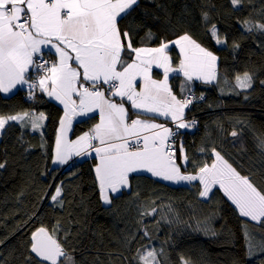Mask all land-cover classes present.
I'll return each mask as SVG.
<instances>
[{"label": "snow or ice", "instance_id": "1", "mask_svg": "<svg viewBox=\"0 0 264 264\" xmlns=\"http://www.w3.org/2000/svg\"><path fill=\"white\" fill-rule=\"evenodd\" d=\"M252 2L248 0L249 4ZM230 3L239 10L245 0H230ZM138 5L139 0H0V93H11L18 85H28L29 99L35 98L38 88L63 106L51 162L65 165L73 156L94 153L98 160L94 172L99 199L109 210L116 196L131 190L133 174L150 173L152 177L173 183L198 182L197 195L204 201L214 196V189L222 191L234 206L233 211L243 218L242 234L248 259L264 264V235L249 229V225L264 229V183L260 182L264 181V174L258 181L253 174L242 173L215 144L198 149L199 153L208 155L207 161L198 156L190 159L182 142L175 146L179 129H189L197 123L184 118L185 110L193 103L191 82L199 80L211 84L216 81L219 58L189 32L177 35L174 40L160 39L155 47H134L132 33L127 28L122 29L120 23ZM259 15L264 17V9ZM201 21L217 45L228 46L227 35L220 34L208 10H201ZM238 23L243 32L264 36V19L258 21L249 15ZM155 38L151 29L144 37L146 41ZM172 45L179 49L180 56L175 67L169 55ZM231 47L235 53L240 44L233 40ZM49 53L55 55L54 60L42 58ZM153 69L162 70L163 78H153ZM172 73L182 74L186 82L181 84L180 98L169 85ZM254 81L255 73L246 69L235 75V88L250 89ZM260 83L264 85V80ZM184 91L188 94L184 95ZM244 98H248L247 94ZM198 99L203 100L204 96ZM126 103L132 109L131 116ZM90 114H98L99 122L70 140L68 132L73 120L92 118ZM133 116L135 118H131ZM157 117L170 120L173 127L154 122ZM46 119L43 111L0 114V132L10 122L36 132L44 127ZM237 123L244 124V121ZM239 135L236 129L230 132L233 138ZM256 139L257 148L264 154V137ZM20 140H23V133ZM237 142L234 140L233 144ZM40 147H45V142L42 141ZM30 150L31 146L24 148L25 152ZM6 164V159L0 161V169ZM47 187L53 190L38 197V203L42 204L47 198L50 207L67 211L68 217H72L70 206L75 200V191L66 192L64 181ZM25 191L21 189L17 194V202ZM136 196L139 198L138 192ZM82 203L81 199L78 204ZM135 203L137 226L125 230V247L130 248L138 235L140 240H151L155 229L149 231L147 217L160 216L157 225L161 221L181 222L171 204L158 206L155 200L141 203L139 199ZM38 212L37 208L20 225L34 223L40 218ZM216 214L217 210H212L207 216L198 218L193 213L195 224L188 226L208 238H215L219 235L212 226ZM80 223L79 219L72 218H54L50 224L41 222L30 231L16 258L21 264H88L87 257L78 260L75 255L78 250L76 237L83 229L73 232V225ZM20 225L16 231L20 230ZM12 234L15 235V231ZM254 236L258 242L253 241ZM6 239L0 238V245H4ZM14 255L15 249L8 257L0 251V264H9V258ZM128 259L124 257V264H128ZM131 262L171 264V257L163 246L156 249L148 243L136 248ZM91 264H103V261L97 255ZM109 264L113 262L110 260ZM176 264H192V261L182 255ZM233 264L240 262L234 260Z\"/></svg>", "mask_w": 264, "mask_h": 264}, {"label": "trees", "instance_id": "2", "mask_svg": "<svg viewBox=\"0 0 264 264\" xmlns=\"http://www.w3.org/2000/svg\"><path fill=\"white\" fill-rule=\"evenodd\" d=\"M210 12L211 19L217 24L220 34L227 35L228 46L217 45L209 36L201 21V10ZM264 9V0H248L239 10L233 8L230 0H139L131 15L120 23L122 29L132 33L134 47H155L160 39L174 40L177 35L189 32L202 46L212 51L218 59V79L208 86L195 85V91L206 95V101L195 104L188 111V120L199 121V125L190 130H179L178 146L182 142L190 159L198 156L207 161L208 155L201 154L198 149L215 144L222 154L226 155L234 166L242 173L253 174L260 181L264 174V154L257 148V137H264V36L247 34L242 31L240 23L249 15L256 20L264 19L259 15ZM151 29L155 39L146 41V32ZM240 44L237 52H233L231 42ZM174 63H178L179 54L176 47L169 50ZM134 56V54H132ZM255 73L252 88L241 90L235 88V75L244 70ZM184 82L181 76L172 80L175 93ZM29 91H18L5 98L0 93V114H16L21 111H43L47 117L45 129L33 132L11 123L0 132V161L7 160L6 167L0 169V238H5V244L0 245V251L5 257L15 249V255L9 258V264H21L19 256L21 245L27 240L30 231L40 226V223L50 224L54 218L65 220L79 219V225H73V232L83 229L76 237L78 244L75 253L78 260L87 257L88 264L97 255L103 264H132L131 257L136 248L148 244L156 249L163 246L171 257V264L182 255L190 257L192 264H257L248 259L247 246L242 234L243 225L222 191L214 189V196L209 201L198 197V182L173 186L143 174L133 175L131 190L124 191L114 200L109 210L99 199L95 182L94 168L97 159L77 161L73 170L66 166L55 168L50 157L53 155L55 136L63 108L49 99L40 91H35V98L26 101ZM239 92L237 95L235 93ZM247 94L248 98L244 96ZM182 95V94H181ZM179 95V96H181ZM237 121H244L238 124ZM95 119L75 124L70 137L77 138L92 128ZM236 129L240 132L238 138L230 136ZM23 133V140H20ZM238 140L234 145L233 141ZM45 147L41 148V142ZM31 146L29 152L24 148ZM189 171L191 168L189 167ZM45 173V174H42ZM64 181L66 192L75 191V200L70 206L73 213L68 217L67 211L53 209L48 199L38 203V197L45 191H52L48 185ZM264 183V181H260ZM26 189L25 195L17 202V194ZM139 193V198L136 193ZM69 199H72L70 196ZM83 200L82 204H78ZM141 203L155 200L158 206L171 204L179 215L180 223H168L157 220L160 216L147 217L149 231H153L151 240L133 241L130 248L124 245L125 230L136 228L137 206ZM69 207V206H66ZM40 217L33 223L20 225L36 209ZM217 210L212 226L219 233L215 238H208L203 232L194 230L188 224H195L192 214L198 218L207 216L210 211ZM20 225V230L16 231ZM251 232L264 235V229L249 225ZM15 231V235L12 233ZM254 242L258 239L254 236Z\"/></svg>", "mask_w": 264, "mask_h": 264}, {"label": "crops", "instance_id": "3", "mask_svg": "<svg viewBox=\"0 0 264 264\" xmlns=\"http://www.w3.org/2000/svg\"><path fill=\"white\" fill-rule=\"evenodd\" d=\"M175 48V46L174 45H172V46H170V49H172V48ZM169 49V50H170ZM177 49V52H178V54H179V49L178 48H176ZM53 53H54V50H53ZM53 53H49V54H47V55H45V56H49L50 57V59H51V61L52 60H54L55 59V55L53 54ZM169 55L171 56V54L169 53ZM171 59H172V61H173V66L175 67L176 66V64L174 63V59L171 57ZM31 74V73H30ZM173 74H177V73H172V74H170V77H169V85H170V87L172 88V90H173V87H172V80H173V78H175V77H177V76H181L182 77V79L184 80V77L182 76V75H179V74H177L176 76H174L173 77ZM153 78H155V79H162L163 78V75H162V70H160V69H153ZM185 81V80H184ZM199 80H193L192 82H194V86L193 87H191V90H194L195 89V85L196 84H198L199 82H198ZM191 82V83H192ZM201 82V86H208L209 84H206V83H203L202 81H200ZM184 83H186V82H184ZM212 83H214V81L212 82ZM21 90H23V91H28L29 90V88H28V85H18L17 86V88H15V89H13V91L11 92V93H7V94H5V93H2V95L5 97V98H7V97H10V96H12V95H14V94H17V92L18 91H21ZM179 90H180V94H176L175 93V91L173 90V93L177 96V98H179V95H181L182 94V89L181 88H179ZM38 91H39V89H38ZM187 93V91H184V93L183 94H186ZM46 96V95H45ZM50 99V98H49ZM117 100L119 99V98H116ZM54 101V100H53ZM56 102V101H55ZM59 106H61L62 108H63V106L62 105H60L58 102H56ZM125 106L129 109V114H130V116H131V113H132V109H131V107H130V105L129 104H125ZM90 116L92 117V118H86V117H76L74 120H73V122H72V127H71V130L68 132V138L70 139V140H75L76 138H71L70 137V135H71V133H72V129L74 128L73 126L75 125V124H77V123H81V122H83V121H89V120H93V119H95V123H93V125H92V127L96 124V123H98L99 122V117H98V114H90ZM131 118H135L134 116L133 117H131ZM185 120L186 121H190V120H188V111H187V109L185 110ZM154 122H157V123H170L171 124V122H170V120H166L164 117H157L156 119H155V121ZM90 130V129H89ZM88 130V131H89ZM180 131L181 130H183V131H185V130H188V129H179ZM87 132V131H86ZM93 159H95V154L93 153L92 155H85V156H80V157H76V156H73L72 158H71V160H69V162L67 163V164H69V163H72V162H77V161H85V160H93ZM97 163H98V160H97ZM96 163V164H97ZM67 164H65V165H56V164H54L55 166H56V168H60V167H63V166H66ZM139 174H143V175H147V176H151V174L150 173H138V174H133V175H139ZM155 178V177H154ZM156 180H158V181H162V182H164V183H166V184H168V185H173V186H182V185H187V184H192V183H195V182H192V183H188V182H180V183H173V182H169V181H163V180H160V179H158V178H155ZM124 192V191H123ZM122 192V193H123ZM121 193V194H122ZM120 195V194H119ZM117 197V196H116Z\"/></svg>", "mask_w": 264, "mask_h": 264}, {"label": "built area", "instance_id": "4", "mask_svg": "<svg viewBox=\"0 0 264 264\" xmlns=\"http://www.w3.org/2000/svg\"><path fill=\"white\" fill-rule=\"evenodd\" d=\"M44 60H48V61H51V59H50V57L49 56H43L42 57ZM30 75H32V73L30 74ZM200 84V83H199ZM38 90V88L35 90V91H37ZM191 93L193 94V103L189 106V108H191L192 106H194L195 104H198L199 105V103H202V102H205L206 101V95L205 94H203V93H198V92H196L195 90H191ZM188 93H186V94H184V95H187ZM201 95H203L204 96V99L203 100H200V99H198ZM181 96H179V98H180ZM28 100H32V99H29L28 97L26 98V101H28ZM189 108H187V110L189 109ZM197 123H196V125L195 126H198L199 125V121H197V120H195ZM167 126H169V127H173V125L172 124H170V123H165ZM178 136L179 135H177L176 137H175V140H176V147H178ZM74 164H75V162H72V163H69L68 164V166L66 167V169L67 170H73V168H74Z\"/></svg>", "mask_w": 264, "mask_h": 264}, {"label": "rangeland", "instance_id": "5", "mask_svg": "<svg viewBox=\"0 0 264 264\" xmlns=\"http://www.w3.org/2000/svg\"><path fill=\"white\" fill-rule=\"evenodd\" d=\"M213 54H214V53H213ZM179 58H180V57H179ZM178 63H179V61H178ZM178 63H176V66H178ZM176 75H177V74H173V77L176 76ZM179 75H182V74H179ZM182 76H183V75H182ZM216 81H217V80H216ZM216 81H214V83H215ZM184 82H185V81H184ZM184 82H183V83H184ZM198 82L201 83L200 81H198ZM183 83H182V84H183ZM191 85H192V87H193V86H194V82H192ZM46 121H47V119L43 122L44 127H45ZM189 122H190V121H189ZM44 127H43L42 129L37 130V131H38V132L43 131V130L45 129ZM189 130H190V128H189ZM53 167L56 168V166H55L54 164H53Z\"/></svg>", "mask_w": 264, "mask_h": 264}]
</instances>
